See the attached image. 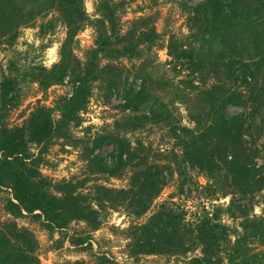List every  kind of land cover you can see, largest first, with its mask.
Returning <instances> with one entry per match:
<instances>
[{
	"label": "rangeland",
	"instance_id": "374dc122",
	"mask_svg": "<svg viewBox=\"0 0 264 264\" xmlns=\"http://www.w3.org/2000/svg\"><path fill=\"white\" fill-rule=\"evenodd\" d=\"M7 2L20 17L7 7L6 23L0 20V27L15 30L14 38H0V130L23 129L26 162L45 192L60 197L66 185L75 186L96 224L70 220L58 228L36 217L38 212L14 216L8 209L11 190L0 186V227L14 229L0 262L9 256L18 264H195L194 258L204 257L197 243L186 240L182 249L137 246L140 225L151 227V242L165 240L158 219L171 209L192 227L206 220L215 225L218 247L209 264H264V188L239 191L242 181L226 177L224 167L213 181L181 161L179 145L181 128L200 134L220 121L222 112L214 109L226 96L243 95L242 106L224 105L223 113L245 119L241 141L246 148L258 145L252 164L264 175L261 50L252 45L231 58L205 17H196L206 0H82L84 17L74 33L65 11L43 9L24 20L22 12L36 11L35 2ZM255 9L250 6L252 25L230 32L246 40L262 36L264 20ZM99 37H110L102 51ZM231 60L245 65L238 70L249 79L230 82ZM84 76L83 99L63 119L66 101ZM39 109L48 112L53 128L41 143L29 135V121ZM109 135L134 154L114 175L102 168L115 163V145L93 147L96 138ZM140 169L147 173L135 176ZM208 182L218 187L216 193Z\"/></svg>",
	"mask_w": 264,
	"mask_h": 264
},
{
	"label": "trees",
	"instance_id": "16d2710c",
	"mask_svg": "<svg viewBox=\"0 0 264 264\" xmlns=\"http://www.w3.org/2000/svg\"><path fill=\"white\" fill-rule=\"evenodd\" d=\"M29 1V0H25ZM35 2L36 11H23L22 17L24 20L36 17L41 14L43 9H56L57 12L65 13L67 17L66 25L74 33L78 30L80 21L84 17L82 12V0H33ZM256 5L253 12H258L259 19L264 20L261 13L264 9V0H206L196 9L197 16L205 17L210 25L212 31L217 32L221 46L231 54V58L239 50L245 48L250 51L252 45L254 49H260V57H264V34L262 36L246 40L244 37L234 35L230 30L238 26L252 25L254 23V13H251L250 6ZM13 8L12 12L15 17H20L18 12H15L17 6L7 0H0V20H5L4 8ZM205 12V13H204ZM208 16V17H207ZM14 18V17H13ZM199 18V17H198ZM112 24V18H108ZM5 22V21H4ZM6 23V22H5ZM69 25V26H68ZM15 30L12 26L0 27V38L9 39L14 38ZM70 33V35H71ZM110 37H99L97 43L102 51L107 47ZM244 50V49H243ZM114 51V50H113ZM242 52V51H240ZM236 60H231L228 64L227 77L230 82L242 83L249 79L247 73L238 70L245 66L241 63L240 66H235ZM236 69L239 74H234ZM235 70V71H236ZM232 72V73H231ZM236 73V72H235ZM88 77L84 76L78 78V85L74 88V93L69 100L66 101L67 108L64 109L65 114L62 118L70 117L74 110L78 109L81 100L87 90L86 83ZM3 102L6 101L7 92L1 94ZM244 100L243 95L226 96L221 105L217 106L215 110L222 112L220 121L217 124H212L200 134L193 135L191 132L180 129L179 145L182 147V162L189 164L192 168L198 169L205 173L208 178L213 177L217 173L219 167H224L226 177L233 180V182L242 181V186L238 185L237 189L243 192L249 187H256L259 190L264 188V175L258 174L252 164V160L257 153L258 145L254 142L252 147L246 148L245 142L241 141V132L243 131L245 119L242 116H233L226 118L223 113L224 105L242 106ZM29 135L30 138L41 143L50 137L53 131L49 114L45 110L39 109L29 121ZM257 129V127H254ZM23 129L15 130H0V186H7L11 190L12 201L8 202V209L14 216H20L23 212L27 214H34L36 217H42L48 222L49 226L63 227L70 220H84L95 225V212L88 210V208L81 201L82 196L76 193V187L66 185L60 197L48 195L42 186V180L36 176L37 172L32 164H27L25 154V142ZM185 134L189 136L185 139ZM104 143L114 144L116 147L115 163L111 168H102L103 172L114 175L118 173L127 164V161L134 157L130 151L129 146L123 140L115 138L111 135L105 137H98L93 142V147L96 148ZM147 171L140 169L134 172L135 176L144 175ZM218 174V173H217ZM220 176V172L217 177ZM226 178V179H228ZM146 179L141 183L146 189ZM207 188L216 193L218 187L212 182L207 183ZM222 191V189L220 188ZM234 193V192H233ZM128 192L119 191L118 195L125 196ZM215 195V194H213ZM138 207V206H137ZM159 231L164 237V241L160 243L151 242V227L140 225L135 228L140 232L138 235V247L148 248L151 246H161L167 249L179 246L184 248V242L200 244L203 248L204 257L194 258L195 264H209L211 262L210 253L218 247L216 233L214 231L215 225H212L209 220L199 221L192 227V224H185L183 216L179 215L171 209L162 211L161 218L158 219ZM179 227V230L177 229ZM179 231V233L177 232ZM13 226L11 224H4L0 227V254L9 246L7 237L13 236ZM178 233V234H177ZM18 235H15V238ZM3 258V257H2ZM3 260V259H2ZM9 256L4 258L3 264L11 262V264H18L12 262ZM1 261V260H0ZM0 264H2L0 262ZM20 264V263H19Z\"/></svg>",
	"mask_w": 264,
	"mask_h": 264
}]
</instances>
